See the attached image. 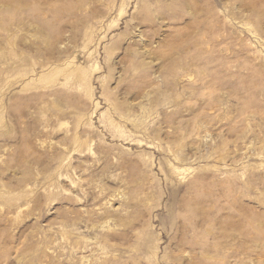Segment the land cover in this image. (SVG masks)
<instances>
[{"label":"rangeland","instance_id":"rangeland-1","mask_svg":"<svg viewBox=\"0 0 264 264\" xmlns=\"http://www.w3.org/2000/svg\"><path fill=\"white\" fill-rule=\"evenodd\" d=\"M0 264H264V0H0Z\"/></svg>","mask_w":264,"mask_h":264}]
</instances>
